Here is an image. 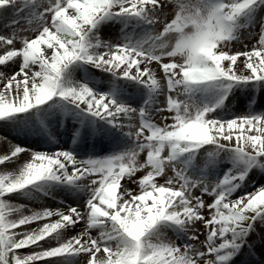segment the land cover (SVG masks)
Instances as JSON below:
<instances>
[{
  "label": "snow or ice",
  "instance_id": "6c2138e0",
  "mask_svg": "<svg viewBox=\"0 0 264 264\" xmlns=\"http://www.w3.org/2000/svg\"><path fill=\"white\" fill-rule=\"evenodd\" d=\"M0 264H264V0H0Z\"/></svg>",
  "mask_w": 264,
  "mask_h": 264
},
{
  "label": "bare ground",
  "instance_id": "6f19581e",
  "mask_svg": "<svg viewBox=\"0 0 264 264\" xmlns=\"http://www.w3.org/2000/svg\"><path fill=\"white\" fill-rule=\"evenodd\" d=\"M21 202H23V201H21Z\"/></svg>",
  "mask_w": 264,
  "mask_h": 264
}]
</instances>
